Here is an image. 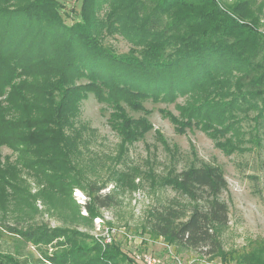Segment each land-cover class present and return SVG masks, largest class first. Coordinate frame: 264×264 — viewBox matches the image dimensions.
<instances>
[{
  "label": "trees",
  "instance_id": "trees-1",
  "mask_svg": "<svg viewBox=\"0 0 264 264\" xmlns=\"http://www.w3.org/2000/svg\"><path fill=\"white\" fill-rule=\"evenodd\" d=\"M76 4L77 11L57 0H0V145L26 150L32 143L26 134L35 132V146L63 147L57 136L80 137L85 129L74 121L92 94L110 109L108 124L124 140L151 130L144 100L174 101L182 95L177 115L166 112L177 133L197 128L225 153L262 146L264 35L242 22L237 8L215 0ZM71 13L76 20L69 22ZM114 35L126 39L127 51L104 42ZM125 106L143 116L131 117ZM58 155L46 158L55 175ZM173 176L182 200L151 208L145 223L150 237L163 238L176 253L264 264V240L238 250L222 246L220 233L229 218L219 196L227 182L217 166H185ZM62 177L52 178L57 188L86 195L81 218L91 221L117 203L111 189L102 192L108 183ZM5 234L14 237V248L0 250V264H137L133 252L113 242L103 249L99 240L82 244L80 234L66 228L3 220L0 238Z\"/></svg>",
  "mask_w": 264,
  "mask_h": 264
},
{
  "label": "rangeland",
  "instance_id": "rangeland-1",
  "mask_svg": "<svg viewBox=\"0 0 264 264\" xmlns=\"http://www.w3.org/2000/svg\"><path fill=\"white\" fill-rule=\"evenodd\" d=\"M57 1L75 11L79 6L76 2H80ZM215 1L223 8H237L242 22L264 35V0ZM67 20L72 22L76 17L71 13ZM104 42L117 52L129 48L126 39L119 35L107 37ZM185 98L178 95L174 101L144 100L143 105L150 112L145 119L152 128L134 141L116 134L107 120L110 109L89 94L81 102L80 114L74 121L76 127L83 125L85 129L80 137L57 136L63 147L51 150L50 146H35V132L26 134L32 142L26 150L0 145V222L20 220L24 224L44 223L66 228L79 233L80 243L87 245L96 242L99 230L114 228L113 244L122 251L145 249L159 254L164 240L154 239L145 232L148 212L167 200H182L172 186L174 171L185 166L214 165L227 182L219 196L226 203L229 218L228 225L220 233L223 248L238 250L247 248L255 240H264V141L259 148L225 153L197 128L177 133L166 112L177 115L175 106L182 104ZM125 108L133 118L143 116L141 112ZM15 110L19 117L18 107ZM52 152L53 156L59 154L55 161L59 168L56 175L47 168L50 163L46 158ZM39 163L43 169L39 168ZM62 175L64 182L78 179L108 183L102 192L111 189L117 203L101 209L91 221L81 218L87 213L82 207L86 195L77 188H57L58 180L52 178ZM12 242L14 237L3 235L0 250L12 252ZM101 247L104 248L102 244ZM29 250L38 256L33 248ZM52 250L54 248L50 247L49 251Z\"/></svg>",
  "mask_w": 264,
  "mask_h": 264
},
{
  "label": "built area",
  "instance_id": "built-area-1",
  "mask_svg": "<svg viewBox=\"0 0 264 264\" xmlns=\"http://www.w3.org/2000/svg\"><path fill=\"white\" fill-rule=\"evenodd\" d=\"M98 219V218H95ZM115 229L103 228L96 234L97 240L105 246L114 241ZM162 251L153 254L148 250L133 251V257L137 264H235L231 260L209 257L201 253L183 254L176 253L171 246L162 243Z\"/></svg>",
  "mask_w": 264,
  "mask_h": 264
}]
</instances>
